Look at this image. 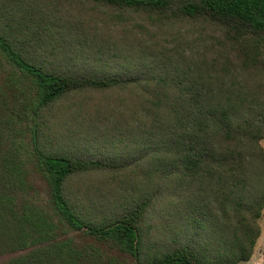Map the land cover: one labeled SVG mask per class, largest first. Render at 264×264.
<instances>
[{"label": "trees", "instance_id": "obj_1", "mask_svg": "<svg viewBox=\"0 0 264 264\" xmlns=\"http://www.w3.org/2000/svg\"><path fill=\"white\" fill-rule=\"evenodd\" d=\"M85 1L152 23L208 17L242 30V68L264 67V0ZM56 4L0 0L3 97L31 104L36 172L49 194L37 204L17 164L2 165L0 257L11 255L2 264L247 262L264 209V84L234 76L218 51L206 58L150 42L112 56L93 17L75 16L73 5L61 15ZM108 91L117 107L102 115V131L73 125L85 127L84 143L96 132L112 151L81 158L53 146L49 108L70 94ZM61 124L62 135L51 130L60 142L81 138ZM88 173L125 183L102 201L70 184Z\"/></svg>", "mask_w": 264, "mask_h": 264}, {"label": "rangeland", "instance_id": "obj_2", "mask_svg": "<svg viewBox=\"0 0 264 264\" xmlns=\"http://www.w3.org/2000/svg\"><path fill=\"white\" fill-rule=\"evenodd\" d=\"M56 5L61 15L62 9L68 10V5H73L76 9L73 11L75 16L93 17L98 29H102L100 43L108 44L105 47L109 48V54L112 56L117 53L116 49L124 52L131 45L150 42H158L168 50L177 49L178 51H185L187 55L199 54L206 58L216 56L218 51L230 60L229 67L234 76L241 78V81H248L249 83L258 81V83L264 84V67L244 69L240 66L242 55L237 53L235 39L241 40L242 30L240 35V32L233 27L217 23L208 17L179 20L174 23H152L144 14L121 11L112 7H100L85 0H57ZM69 14L70 12H65L66 16ZM259 60L264 63V54L260 55ZM1 61L0 59V77L4 79L7 69ZM127 71L131 72L132 67H128ZM3 95V87L0 84V98L2 100L0 101V168L2 165L3 167L6 166V161L9 160L17 164V168L25 173L31 197L37 204H46L49 196L48 188L42 176L36 172L32 151L31 127L34 116L31 114V104L28 101L23 103L20 98L12 100L10 97H3ZM116 103V94L110 91L64 96L49 108L47 136L53 140L52 142H55L53 146L69 155L76 153L81 158H87L89 155L96 158L99 154L110 152L112 151L111 146H109L111 144L104 145L103 139L96 132L94 136L90 137L89 144L84 143L83 136L86 130L82 126L94 124L102 131L103 125L99 124L105 123L102 115L106 113L105 111L113 114L117 107ZM83 117L88 120L86 124L81 123ZM41 118L43 117L41 116ZM85 119L84 121H86ZM75 121H79V125L82 126L73 125ZM63 122L68 127L78 128L80 132L82 131L81 138L76 142L70 141L68 146L67 143L59 141L60 136L56 138L57 134L63 133L65 129L61 124ZM51 130L56 131L57 134ZM93 137L94 142L92 141ZM259 144L264 150V138ZM121 153L128 158L131 155L127 148H124ZM110 177L112 176L106 173H88L74 177L70 180V184L74 189L84 188L89 197L96 196L105 201L106 194H114L109 191L125 183V181L121 182L123 179L117 180ZM134 183L138 184V181L135 179ZM149 222L152 223L153 219L151 218ZM258 226L260 234L252 256L247 262L240 264H264V209L258 219ZM9 256L11 255L0 257V264L4 263Z\"/></svg>", "mask_w": 264, "mask_h": 264}]
</instances>
